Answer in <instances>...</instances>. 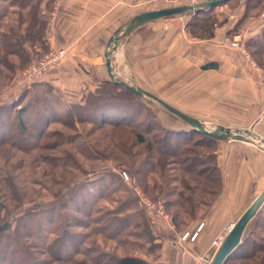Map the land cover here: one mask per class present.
Here are the masks:
<instances>
[{
    "label": "rangeland",
    "instance_id": "1",
    "mask_svg": "<svg viewBox=\"0 0 264 264\" xmlns=\"http://www.w3.org/2000/svg\"><path fill=\"white\" fill-rule=\"evenodd\" d=\"M240 1L234 0L230 5L235 7ZM19 3L0 0V34L12 35L20 29L25 32L31 13L41 11L40 7L23 8L26 23L21 25ZM193 14L161 19L190 17L192 21ZM208 14L217 24L225 19L216 12ZM187 27L193 36L198 35L200 30L196 33L195 27ZM258 45L263 47L264 41L259 40ZM27 48L31 57L24 65L19 66V57L10 54L17 67L12 79L0 84V110H9L5 124L0 120V229L8 225L0 232V264H141L148 236L140 209L150 225L152 218L156 222L168 216V211L173 216L177 208L168 207L167 202L178 198L182 176L187 175L182 170L185 164L178 166L174 155L159 153L164 142L158 135L166 133L164 126L181 129L189 125L145 96L138 99L139 105L126 102V109L137 111L139 107L143 112L133 124L102 123L103 120L94 119V113L76 110L74 105L81 102H64L60 91L45 82L46 76L65 60L66 50L42 48L36 52L30 44ZM253 49L251 56L264 66V53L254 55ZM51 50L64 51L60 63L40 81L19 88L24 72ZM4 52L0 44V70L8 72L11 63L4 59ZM24 109L27 112L22 128L17 112ZM155 119L162 123L161 127ZM122 120L125 119H118ZM136 125L151 128L145 135L154 143L152 150L146 144L138 145ZM201 138L195 134L189 143L181 144L178 157L206 159L204 175L215 177L217 173L210 162L211 143L207 139L199 142ZM196 167L201 169L200 164ZM191 174L195 180L187 178L199 192L195 197L209 200L211 196L203 191L217 189L218 184L195 172ZM138 192L155 204L154 217H149L146 205L140 204ZM183 217L186 218L184 214ZM254 218L247 235L256 230L254 237L260 240L264 237V212L258 211ZM182 248L186 251L184 245ZM187 248L190 249L188 245ZM67 256L71 259L66 260ZM231 263L264 264V249Z\"/></svg>",
    "mask_w": 264,
    "mask_h": 264
},
{
    "label": "crops",
    "instance_id": "2",
    "mask_svg": "<svg viewBox=\"0 0 264 264\" xmlns=\"http://www.w3.org/2000/svg\"><path fill=\"white\" fill-rule=\"evenodd\" d=\"M41 1L40 10L48 15L44 50L67 53L45 82L60 91L64 102L76 103L111 78L105 57L109 41L132 17L203 0ZM233 1L212 7L225 19L211 37L193 36L187 27L190 17L157 19L134 29L113 53L114 74L188 116L214 127L251 129L264 138V66L251 56L250 46L264 33V0H241L232 7ZM31 47L36 52L43 48L39 42ZM215 153L222 172L215 199L186 223L177 224L168 209V216L148 223L152 238L141 264H199L198 254L211 264L219 250L214 240L226 238L229 227L264 191V150L237 139H217ZM201 224L196 240L188 243L190 250L184 251L179 238Z\"/></svg>",
    "mask_w": 264,
    "mask_h": 264
},
{
    "label": "trees",
    "instance_id": "3",
    "mask_svg": "<svg viewBox=\"0 0 264 264\" xmlns=\"http://www.w3.org/2000/svg\"><path fill=\"white\" fill-rule=\"evenodd\" d=\"M20 3L19 7V17H20V24H25V18L24 15L21 13V10L26 7H33L38 8L39 7V1L40 0H18ZM231 1V0H226ZM249 2H252L254 4H259L262 2V0H248ZM213 8H209L203 11H200L198 13H194V19L192 21H189L188 25L191 27H195L196 33L197 30H200L198 35L199 37L208 36L211 37L214 35V30L216 26L218 25L216 22H214L211 17L209 16V12H212ZM203 14V15H201ZM32 20L31 22L27 23L29 26V29H25V32L22 31V29L19 30V32H15L14 34H0V44L5 49L4 54H1V56L4 55V59H7V62H10V67L8 66V72H4L3 70H0V84H6L12 79L13 70L17 67V63H15V60L9 58L10 54H14L17 57H19V66L24 65L25 62H27L30 57L31 53L30 50L27 48V44L34 45L36 42H39L43 48H45V37H46V27L48 22V15L42 13L41 11L37 10L35 13H31ZM170 17V16H169ZM40 20V21H38ZM202 20V23H199V21ZM204 34H203V32ZM9 32H12V29L10 28ZM195 32V30H194ZM259 40L264 41V33L257 39H254L251 43V50L253 49L252 53L255 54H261L264 53V45L263 47L258 45ZM7 64V63H6ZM9 64V63H8ZM262 64V63H261ZM26 92V91H25ZM144 96L138 95L135 92L128 89L125 85H123L120 82V79L117 77L110 78L105 80L93 93H89L84 97L83 101L81 103H77V105H74L76 110H85L91 113H94L95 118L98 120H103L102 123L108 122L113 125L118 126H126L121 125L123 123H129L133 124V120L139 115V113H143L140 108L138 107L137 111L135 109H126V103L127 101L134 104L136 102L138 104V99L143 98ZM6 111V112H5ZM8 109H4L3 107L0 110V120L2 124H5V122L8 119ZM27 109H24L22 111H18L17 117L19 119V122L22 126V128H25L23 126V120H24V114H26ZM174 115V114H173ZM176 116V115H174ZM177 117V116H176ZM150 118V117H149ZM157 118V117H156ZM178 118V117H177ZM112 119V120H110ZM118 119H125L122 121H118ZM114 120V121H113ZM156 120V119H155ZM157 121V120H156ZM113 122V123H112ZM162 124V123H161ZM160 123H156L157 126L161 127ZM135 127L137 129L136 131V139L138 142V145L140 144H146L147 148L152 150L154 143L151 141H148L145 133L150 132V127H143V125H136ZM164 126V125H163ZM166 129V133L164 135H158L159 137H162L161 139L164 142V147L161 149L162 151H159L161 154H172L174 155V160L177 161V165L185 164L184 173L186 172V176H182L181 182H182V189L179 192L178 198L175 200H172L170 202H167L168 207L173 206L177 208V211L173 213V219L177 224H183L186 223V221L190 218H193L197 215L198 211L205 207L209 206L213 200L215 199V196L220 191V185L222 183V172L220 167L217 164L216 160V153L215 148L217 145V139L206 135L204 133L194 131L191 127L181 128V129H173L170 126H164ZM149 130V131H148ZM195 134H200L202 136L201 139L198 141H202L203 139H207L208 142L211 144L209 145L212 149L211 151V164L214 167V170L216 171L217 175L215 177H211L209 175H204L206 169L207 161L206 159L202 158H195V159H182L179 158L180 156V149H182V145H186L188 142V139L194 136ZM157 133H154V136L156 137ZM179 139L178 142L175 140ZM214 146V149H213ZM189 161V162H188ZM200 164L201 169L198 170L196 165ZM192 172L196 173L197 175L204 176L208 181L216 182L218 184L217 189H210L209 191L204 190V193L209 194L211 197L209 200L204 199H198L195 197L196 193H199L196 186H193L191 183V180L187 178V176H191L192 178ZM192 180H195V177L192 178ZM222 186V185H221ZM206 187V186H205ZM200 191V190H199ZM141 214L145 221V233L148 236L147 242L152 238L150 229L148 226V222L145 218L144 212L140 209ZM264 212V205L259 210V214H262ZM183 214L186 218L183 217ZM259 225L258 223L255 225ZM7 224L3 225L0 229L1 231H4L7 228ZM256 230H251L250 235H247L237 250L231 255V257L228 260H231L232 262L236 261L238 258L247 257L253 255L258 250L264 249V237H261L260 240L256 237H254L256 234ZM251 248V249H250ZM60 250V249H59ZM68 257V256H67ZM62 258V256H61ZM65 258V256H64ZM71 259V257H68L66 260ZM227 260V261H228Z\"/></svg>",
    "mask_w": 264,
    "mask_h": 264
},
{
    "label": "water",
    "instance_id": "4",
    "mask_svg": "<svg viewBox=\"0 0 264 264\" xmlns=\"http://www.w3.org/2000/svg\"><path fill=\"white\" fill-rule=\"evenodd\" d=\"M223 1L225 0H203L194 4H185V5L163 8L159 10L145 11L132 17L126 23V25H124V27H121L116 31L115 35L109 41V45L105 53V57L111 78L115 77L114 69L112 65L113 53L117 50L120 41L131 31H133L134 29L138 28L143 24L164 17L189 13V12L198 13L200 11L212 8ZM120 82L123 85H125L128 89L135 92L136 94L148 97L158 102L170 113L176 115L186 124H188L194 131L204 133L216 139H237V140L249 142L257 146L258 148L264 150V138L251 129H241V128L230 129L225 127H212L197 118L186 115L185 113L181 112L172 105L163 101L158 96L148 92L147 90L143 89L140 86L131 85L124 81H120ZM263 204H264V191L254 200V202L244 212L241 218L235 223L230 233L225 238L223 244L219 248L211 264H224L231 257V255L237 250V248L243 241L244 238L243 236L246 226L251 221V219L256 215V213L259 211V208Z\"/></svg>",
    "mask_w": 264,
    "mask_h": 264
},
{
    "label": "built area",
    "instance_id": "5",
    "mask_svg": "<svg viewBox=\"0 0 264 264\" xmlns=\"http://www.w3.org/2000/svg\"><path fill=\"white\" fill-rule=\"evenodd\" d=\"M262 16H264V13L262 14ZM237 42L238 41H235L234 44L237 45ZM63 54H64V51H52V50L49 53L45 54L38 64L37 63L33 64L24 72L23 77L18 83V87L22 88V87L30 86L33 83L40 81L46 73L51 71L53 68H55L60 63V61L62 60L64 56ZM138 195L140 197V201H139L140 204L146 205L145 207L147 208L149 217L151 218L154 217L153 207H155V204L149 201L148 199H145L143 196H141V193L138 192ZM154 222L155 221H153V218H152V223ZM233 226L234 225H231L229 227V231H231ZM202 227H203V224L199 226L196 232L191 233L190 231H187L181 235L179 241L180 243H182V245H184L186 251L190 250L187 248L188 243L196 240L198 236V232L199 230L202 229ZM224 240H225L224 237L217 238L214 241V244L216 245L217 248H220ZM195 260L201 264H210L208 259L203 255L196 256Z\"/></svg>",
    "mask_w": 264,
    "mask_h": 264
}]
</instances>
